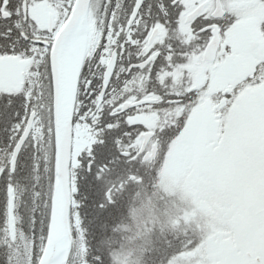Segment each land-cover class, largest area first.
Returning a JSON list of instances; mask_svg holds the SVG:
<instances>
[{"label": "snow or ice", "instance_id": "1", "mask_svg": "<svg viewBox=\"0 0 264 264\" xmlns=\"http://www.w3.org/2000/svg\"><path fill=\"white\" fill-rule=\"evenodd\" d=\"M0 264H264V0H0Z\"/></svg>", "mask_w": 264, "mask_h": 264}, {"label": "trees", "instance_id": "2", "mask_svg": "<svg viewBox=\"0 0 264 264\" xmlns=\"http://www.w3.org/2000/svg\"><path fill=\"white\" fill-rule=\"evenodd\" d=\"M176 183L180 182L179 178H176ZM198 198L202 207V210L206 212L209 216L215 215V199L209 194H198Z\"/></svg>", "mask_w": 264, "mask_h": 264}, {"label": "rangeland", "instance_id": "3", "mask_svg": "<svg viewBox=\"0 0 264 264\" xmlns=\"http://www.w3.org/2000/svg\"><path fill=\"white\" fill-rule=\"evenodd\" d=\"M180 182H182V181H180Z\"/></svg>", "mask_w": 264, "mask_h": 264}]
</instances>
